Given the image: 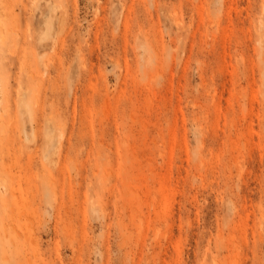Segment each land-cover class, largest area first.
I'll use <instances>...</instances> for the list:
<instances>
[{
    "label": "rangeland",
    "instance_id": "374dc122",
    "mask_svg": "<svg viewBox=\"0 0 264 264\" xmlns=\"http://www.w3.org/2000/svg\"><path fill=\"white\" fill-rule=\"evenodd\" d=\"M0 264H264V0H0Z\"/></svg>",
    "mask_w": 264,
    "mask_h": 264
},
{
    "label": "bare ground",
    "instance_id": "6f19581e",
    "mask_svg": "<svg viewBox=\"0 0 264 264\" xmlns=\"http://www.w3.org/2000/svg\"><path fill=\"white\" fill-rule=\"evenodd\" d=\"M4 18V17H3ZM49 25V24H48ZM47 24H46V27L48 26ZM51 29V28H50ZM48 34V33H47ZM3 36V35H2ZM3 39V38H2Z\"/></svg>",
    "mask_w": 264,
    "mask_h": 264
}]
</instances>
